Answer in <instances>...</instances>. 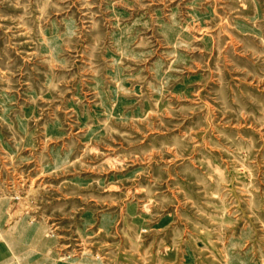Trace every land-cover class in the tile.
Instances as JSON below:
<instances>
[{"label":"rangeland","instance_id":"rangeland-1","mask_svg":"<svg viewBox=\"0 0 264 264\" xmlns=\"http://www.w3.org/2000/svg\"><path fill=\"white\" fill-rule=\"evenodd\" d=\"M0 204L55 264H264V0H0Z\"/></svg>","mask_w":264,"mask_h":264},{"label":"crops","instance_id":"crops-1","mask_svg":"<svg viewBox=\"0 0 264 264\" xmlns=\"http://www.w3.org/2000/svg\"><path fill=\"white\" fill-rule=\"evenodd\" d=\"M36 231L38 230L34 227L30 228L27 227L24 223H19L6 232V237L7 239L9 238V240H11L12 244L16 245V248L14 247L15 248L14 252L15 255L18 256V260L24 259L27 260V262L28 261L30 262V260L32 259V262L29 264H55L52 263L49 259L48 260L46 259L45 256L46 245L43 243L39 231L37 233ZM33 232H35V235L37 234L36 237L33 236ZM14 236L16 238H14ZM31 245L32 246L35 245L36 249L35 250L28 249V247ZM4 246L5 245H0V264H19V262H16L15 259L10 260L13 257L11 253H9L6 250ZM14 252H13V256H14Z\"/></svg>","mask_w":264,"mask_h":264},{"label":"bare ground","instance_id":"bare-ground-1","mask_svg":"<svg viewBox=\"0 0 264 264\" xmlns=\"http://www.w3.org/2000/svg\"><path fill=\"white\" fill-rule=\"evenodd\" d=\"M2 204H0V213H1V211H2ZM2 214V213H1ZM0 214V215H1ZM38 231H36V233H37ZM14 234V233H13ZM24 235V234H23ZM35 235V233L33 232V236ZM37 235V234H36ZM36 235L34 236V237H36ZM25 237H26V235H25ZM24 237V238H25ZM4 247L6 248V250L9 252V253H11V255H12V257L13 258H11L10 260H12V259H16V255H15V252H14V249L16 248V245L15 244H12L11 243V240H9V238L7 239V237L6 236H4ZM14 238H16L15 236H14ZM18 238V237H17ZM28 238V237H27ZM15 241V240H14ZM22 245V244H21ZM15 247V248H14ZM13 252H14V256H13ZM30 258V257H29ZM18 262H19V264H29V263H31L32 262V259L30 260V262L28 261L27 262V260H24V259H19V260H17Z\"/></svg>","mask_w":264,"mask_h":264}]
</instances>
